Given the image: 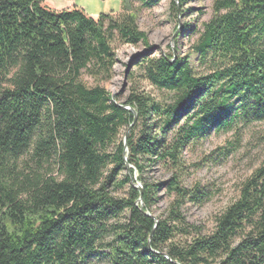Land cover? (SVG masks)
I'll return each instance as SVG.
<instances>
[{
	"label": "trees",
	"instance_id": "obj_1",
	"mask_svg": "<svg viewBox=\"0 0 264 264\" xmlns=\"http://www.w3.org/2000/svg\"><path fill=\"white\" fill-rule=\"evenodd\" d=\"M127 2L95 20L44 0H0V264H264V160L205 234L181 210L207 193L179 180L186 147L264 122V0H213L191 46L204 70L145 56L141 77L166 96L132 89L120 102L83 76L110 77L115 40L147 45ZM155 166L171 178L142 180ZM161 189L173 199L155 218Z\"/></svg>",
	"mask_w": 264,
	"mask_h": 264
},
{
	"label": "rangeland",
	"instance_id": "obj_2",
	"mask_svg": "<svg viewBox=\"0 0 264 264\" xmlns=\"http://www.w3.org/2000/svg\"><path fill=\"white\" fill-rule=\"evenodd\" d=\"M48 1V0H45ZM57 1H60L58 4ZM58 10L76 7L96 20L99 15H115L120 11V0H50ZM213 0H187L172 10V0H162L156 6L144 8L139 2L129 1L128 6L136 11V25L145 35L147 45L123 44L115 40L112 48L115 63L108 79L83 76L87 86L100 85L113 98L124 102L132 89L146 92L155 98L166 94L155 89L141 77L138 63L145 56L188 57L196 72L204 70L197 61L191 46L202 31V24L212 16ZM56 10V9H55ZM194 32H193V31ZM121 131L120 138L125 134ZM264 122L246 127L234 126L228 131H211L208 136L186 147L182 151L184 171L179 175L185 188L200 186L207 193L206 201L199 205L186 203L181 214L187 224L193 225L202 234L211 231L214 220L236 197L240 182L252 174L264 160ZM125 174V173H124ZM123 174V175H124ZM167 168L155 166L145 168L142 180L148 184L162 183L171 178ZM138 180L135 187H140ZM126 188L113 191L117 197L125 196ZM156 203L151 207L155 218L166 216L172 197L165 189L158 191ZM126 217V215H125ZM94 264H100L95 262Z\"/></svg>",
	"mask_w": 264,
	"mask_h": 264
},
{
	"label": "crops",
	"instance_id": "obj_3",
	"mask_svg": "<svg viewBox=\"0 0 264 264\" xmlns=\"http://www.w3.org/2000/svg\"><path fill=\"white\" fill-rule=\"evenodd\" d=\"M50 0H48V1H45L44 0V4L48 7V8H50V9H53V10H58V7H56L55 5H54V3H51V2H49ZM57 3L59 4L60 3V1H57ZM92 18H94V16H92Z\"/></svg>",
	"mask_w": 264,
	"mask_h": 264
},
{
	"label": "water",
	"instance_id": "obj_4",
	"mask_svg": "<svg viewBox=\"0 0 264 264\" xmlns=\"http://www.w3.org/2000/svg\"><path fill=\"white\" fill-rule=\"evenodd\" d=\"M128 110H130L129 108H127ZM131 112H133L132 110H130ZM136 119V115L134 114V120ZM127 167H129V166H127ZM137 188V187H136ZM138 190H139V192H140V194H141V188L140 187H138L137 188ZM140 201H141V197H140ZM145 215H148V214H146L145 213Z\"/></svg>",
	"mask_w": 264,
	"mask_h": 264
}]
</instances>
